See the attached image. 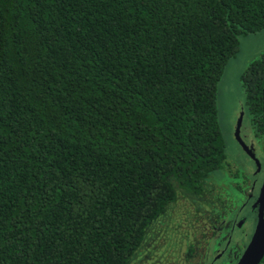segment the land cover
Instances as JSON below:
<instances>
[{"label":"trees","instance_id":"1","mask_svg":"<svg viewBox=\"0 0 264 264\" xmlns=\"http://www.w3.org/2000/svg\"><path fill=\"white\" fill-rule=\"evenodd\" d=\"M263 29L264 0H0V264H127L222 168L216 85Z\"/></svg>","mask_w":264,"mask_h":264},{"label":"flooded vegetation","instance_id":"2","mask_svg":"<svg viewBox=\"0 0 264 264\" xmlns=\"http://www.w3.org/2000/svg\"><path fill=\"white\" fill-rule=\"evenodd\" d=\"M255 131L250 122L247 128L239 127V140L235 143L252 169L248 168L249 174L233 164L232 176L239 177L230 185L232 195L220 198L215 186L205 183L201 195L189 198L191 206L184 218L176 219L186 225L176 240V248L182 244L176 249L181 261L178 264H218L221 258L226 260L222 264H236L241 257L258 220L257 198L264 174V137ZM261 216L264 218V206Z\"/></svg>","mask_w":264,"mask_h":264},{"label":"rangeland","instance_id":"3","mask_svg":"<svg viewBox=\"0 0 264 264\" xmlns=\"http://www.w3.org/2000/svg\"><path fill=\"white\" fill-rule=\"evenodd\" d=\"M263 56L264 29L255 34L241 36L236 53L225 64L216 85V116L224 142V162L220 170L206 178L204 185L208 183L215 186L217 196L220 198H223V195L231 196L230 185L238 182L239 176L235 179L232 176L233 164L251 173L248 170L251 164L246 162L239 152L234 137L235 124L240 113H242L240 128L248 127L239 77L252 61L260 60ZM191 197L177 195L175 201L167 207L166 213L146 228L140 246L129 258L127 264H178L181 262L176 249L182 248V244L176 248V240L186 225L184 221H176V219L184 218L183 215L190 209L189 198ZM219 200L222 202L221 199ZM178 222L179 226H177ZM222 261L225 263L226 260L221 258L218 264H222Z\"/></svg>","mask_w":264,"mask_h":264},{"label":"water","instance_id":"4","mask_svg":"<svg viewBox=\"0 0 264 264\" xmlns=\"http://www.w3.org/2000/svg\"><path fill=\"white\" fill-rule=\"evenodd\" d=\"M261 116L264 124V65L262 73V87H261ZM242 113L238 115L235 129L234 137L238 141L239 127L241 123ZM251 156V155H250ZM253 158V156H251ZM256 169H259L258 162L254 160ZM259 204V214L258 220L251 236L249 243L247 244L245 250L243 251L241 257L238 259L236 264H259L262 257L264 256V218L261 216V209L264 206V174L262 178V183L259 188V194L257 198Z\"/></svg>","mask_w":264,"mask_h":264}]
</instances>
